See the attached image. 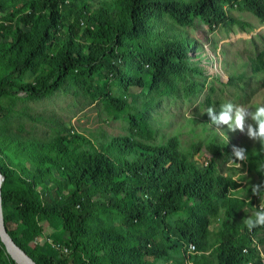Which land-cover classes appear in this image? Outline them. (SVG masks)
Listing matches in <instances>:
<instances>
[{
  "label": "trees",
  "instance_id": "obj_1",
  "mask_svg": "<svg viewBox=\"0 0 264 264\" xmlns=\"http://www.w3.org/2000/svg\"><path fill=\"white\" fill-rule=\"evenodd\" d=\"M93 1L0 0V99H41L83 77L86 91L129 123V136L98 145L81 134L45 140L0 128L9 234L37 264H159L191 245L200 253L192 264H263L257 246L264 228L249 231L242 223L255 202L249 186L242 194L240 169L229 166L232 144L207 125L206 114L209 157L196 159L198 149L183 151L179 135L151 115L156 97H140L178 94V83L187 81L186 97L196 95L203 85L195 75L209 74L203 67L209 53L187 28L197 20L211 27L235 23L226 6L264 25V0ZM193 49L203 50L200 59ZM247 65L264 85V48ZM104 75L111 83L100 86L97 77ZM244 79L236 98L247 101L255 89L246 91L245 74L228 83ZM207 101L217 111L227 102ZM10 111L0 104V113ZM245 149L242 167L259 184L264 154L258 142ZM45 221L58 228L47 238ZM0 264H17L1 240Z\"/></svg>",
  "mask_w": 264,
  "mask_h": 264
},
{
  "label": "rangeland",
  "instance_id": "obj_2",
  "mask_svg": "<svg viewBox=\"0 0 264 264\" xmlns=\"http://www.w3.org/2000/svg\"><path fill=\"white\" fill-rule=\"evenodd\" d=\"M224 9L229 18L235 20V23L211 27L206 21L197 20L193 27L187 28L189 36L209 53L205 56L206 62L203 66L209 74L203 77L195 75V79L203 85L199 92L194 96L186 97L183 88L191 82L187 81L178 83L181 89L178 94L158 95L153 92L140 97L142 100H149L152 96L156 97V108L151 115L166 125L168 134L179 135L183 151L193 154L198 149L199 152L195 158L201 161L209 157L207 147L210 131L204 129L205 123H203L209 97L231 101L250 109L264 104V85L261 81L257 82L251 77L252 71L247 65L250 57L255 56L264 48V25L258 17L239 6H226ZM203 50L196 52L193 49V53L197 54V60L202 57ZM242 74L249 79L246 91L250 92L252 88L255 89L254 94L247 101L236 98L238 87L243 86L245 79L237 80V85L228 83L231 75L240 76ZM97 81L100 86L111 83L109 76L105 75L98 76ZM0 104L11 109L10 116L0 113V128L8 130L9 133L25 130L23 134H33L45 140L59 135L81 134L95 145L114 137L129 136L128 121L116 114L110 115L105 110L103 102L86 91L83 77L69 79L61 89L41 99L3 98L0 99ZM192 125H195L194 129H191ZM207 125L209 126L210 123ZM211 127L232 144V147L246 148L257 143L250 140L246 134L229 131L227 126H221L219 129L215 125ZM223 133L227 135L228 140ZM233 165L240 169L235 178L240 182L242 194L247 196L246 187L258 184V176L248 171L247 168H243L242 165L237 167L236 163H232L229 166ZM251 199L255 202L251 211L253 213L257 210L260 200L253 196ZM184 217V214L173 216L170 223L175 224ZM43 226L45 238L51 237L58 229L47 221L43 222ZM214 228L219 229L220 223H215ZM257 250L261 258L264 257V244L258 245ZM185 254L191 255V258L184 257ZM199 257V252L191 251L189 248L186 253L182 250L171 252L169 258L157 261V263L192 264L194 259Z\"/></svg>",
  "mask_w": 264,
  "mask_h": 264
},
{
  "label": "clouds",
  "instance_id": "obj_3",
  "mask_svg": "<svg viewBox=\"0 0 264 264\" xmlns=\"http://www.w3.org/2000/svg\"><path fill=\"white\" fill-rule=\"evenodd\" d=\"M206 114L211 121L210 127L215 125L219 129L221 126H227L231 132L239 131L246 134L250 140L259 143L260 150L258 153L264 154V104L250 109L227 101L220 104L219 111L214 106H209L206 109ZM224 136L228 140L227 135L224 134ZM248 158L245 148L233 146L230 156L231 163H236L237 167H241ZM245 175L247 174L245 173ZM249 190L252 196H256L260 200L257 210L242 222L249 231H252L255 228H264V180L259 184L250 185Z\"/></svg>",
  "mask_w": 264,
  "mask_h": 264
},
{
  "label": "water",
  "instance_id": "obj_4",
  "mask_svg": "<svg viewBox=\"0 0 264 264\" xmlns=\"http://www.w3.org/2000/svg\"><path fill=\"white\" fill-rule=\"evenodd\" d=\"M2 181L3 176L0 171V240L5 245L7 254L17 264H37L11 237L4 222L2 207Z\"/></svg>",
  "mask_w": 264,
  "mask_h": 264
},
{
  "label": "built area",
  "instance_id": "obj_5",
  "mask_svg": "<svg viewBox=\"0 0 264 264\" xmlns=\"http://www.w3.org/2000/svg\"><path fill=\"white\" fill-rule=\"evenodd\" d=\"M190 250L191 251H195L196 250L195 246L191 245L190 246ZM262 261H263V264H264V257H262Z\"/></svg>",
  "mask_w": 264,
  "mask_h": 264
}]
</instances>
